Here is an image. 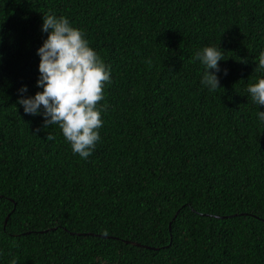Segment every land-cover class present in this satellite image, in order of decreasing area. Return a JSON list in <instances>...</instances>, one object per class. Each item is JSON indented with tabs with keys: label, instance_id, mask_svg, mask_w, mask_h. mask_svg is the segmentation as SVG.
<instances>
[{
	"label": "trees",
	"instance_id": "trees-1",
	"mask_svg": "<svg viewBox=\"0 0 264 264\" xmlns=\"http://www.w3.org/2000/svg\"><path fill=\"white\" fill-rule=\"evenodd\" d=\"M44 14L110 72L87 159L17 103L42 91ZM261 52L264 0H0V264H264Z\"/></svg>",
	"mask_w": 264,
	"mask_h": 264
},
{
	"label": "clouds",
	"instance_id": "clouds-1",
	"mask_svg": "<svg viewBox=\"0 0 264 264\" xmlns=\"http://www.w3.org/2000/svg\"><path fill=\"white\" fill-rule=\"evenodd\" d=\"M42 19V31L48 33L37 50L40 76L36 84L42 91L33 97L20 98L17 103L23 106L25 114H42L45 128L58 125L72 152L87 159L100 139L98 130L102 120L97 104L104 98V85L110 83V72L82 32L72 27L67 18L44 14ZM193 60H199L205 68L201 84L210 91L220 88L215 73L220 71L218 62L225 60L222 50L204 47L195 52ZM255 68L264 71V52ZM20 91H26V87ZM247 92L254 104L264 105V78L249 84ZM257 116L264 122V112L258 111ZM46 139L54 140L55 137L47 135Z\"/></svg>",
	"mask_w": 264,
	"mask_h": 264
}]
</instances>
